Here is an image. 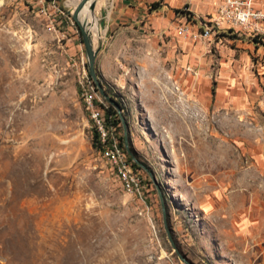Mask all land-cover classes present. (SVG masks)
<instances>
[{"label": "rangeland", "instance_id": "rangeland-1", "mask_svg": "<svg viewBox=\"0 0 264 264\" xmlns=\"http://www.w3.org/2000/svg\"><path fill=\"white\" fill-rule=\"evenodd\" d=\"M67 1L0 0V264H184L159 190L189 261L264 264V47L227 31L211 45L180 37L186 21L199 30L186 5L169 48L131 27L100 37L91 11L99 79L149 173L123 123L105 127Z\"/></svg>", "mask_w": 264, "mask_h": 264}, {"label": "crops", "instance_id": "crops-1", "mask_svg": "<svg viewBox=\"0 0 264 264\" xmlns=\"http://www.w3.org/2000/svg\"><path fill=\"white\" fill-rule=\"evenodd\" d=\"M218 1L220 0H97L98 6L95 8L98 18L93 16L94 31L98 32L100 37L105 35L103 30L113 36L115 31L131 27L136 29L146 43L160 47L165 46L166 39V46L169 48L171 43L168 38L172 32L171 23L176 19L175 9L180 11L181 5L191 8L190 11L199 18L196 26L200 29L203 21L209 22L216 15ZM154 3H159L156 10L152 8ZM67 5H70L69 0ZM256 8L264 9V0H258ZM246 37L250 40L249 36Z\"/></svg>", "mask_w": 264, "mask_h": 264}, {"label": "built area", "instance_id": "built-area-1", "mask_svg": "<svg viewBox=\"0 0 264 264\" xmlns=\"http://www.w3.org/2000/svg\"><path fill=\"white\" fill-rule=\"evenodd\" d=\"M11 2H24L32 4L42 11L45 8L61 11L60 0H7ZM258 0H221L217 8V13L209 22H203L198 31H194L193 26L189 23H183L178 27V35L180 37H189L195 41L211 45L213 39L222 31H232L236 35L249 36L251 39L259 37L264 41V9H257ZM88 104L93 108L92 99L88 100ZM93 117L100 125L102 139L107 137L104 126V119L101 112H93ZM123 178L128 181L132 179L130 167L121 171Z\"/></svg>", "mask_w": 264, "mask_h": 264}, {"label": "water", "instance_id": "water-1", "mask_svg": "<svg viewBox=\"0 0 264 264\" xmlns=\"http://www.w3.org/2000/svg\"><path fill=\"white\" fill-rule=\"evenodd\" d=\"M96 2L97 0H81V2L79 3V5L77 6V8L75 9L74 13H73V19L77 22L80 31H81V35L83 38V42L85 45V50H86V54L88 57V70H89V74L94 82V84L96 85L97 90L99 91L100 95L107 101L108 104H110L111 106H113L117 112L120 115V119L124 125L125 128V148L127 150V153L130 155V157L132 158V160L139 165L140 167L146 169L149 173L150 171L148 170V168L142 164L140 161L137 160V158L134 156L133 152L131 151L130 145H129V139H128V128L123 116V109L121 104L113 97L111 96L107 90L105 89L104 85L102 84V82L99 79L98 73H97V57H98V53H99V49H96L94 46V40H93V34L91 32V30L89 29V23L85 22V23H81L78 19L80 12L89 4V9L90 11L94 12L95 11V7H96ZM159 194L161 197V201H162V210H163V218H164V225H165V230L167 232L168 235V239L172 245V248L174 250V252L177 254L178 258L184 263V264H194L191 261H189L187 259V257L181 253V251L178 249L172 233H171V229L169 227L168 224V214H167V209L165 207V203L162 197V194L159 190Z\"/></svg>", "mask_w": 264, "mask_h": 264}, {"label": "trees", "instance_id": "trees-1", "mask_svg": "<svg viewBox=\"0 0 264 264\" xmlns=\"http://www.w3.org/2000/svg\"><path fill=\"white\" fill-rule=\"evenodd\" d=\"M152 8L154 10L158 9L159 8V3H154ZM178 12H181V11H178ZM182 12H184V11H182ZM185 15H186V13H185ZM79 30H80V28H79ZM230 32L232 33V31H229L228 33H230ZM225 36H227V35H225ZM234 38H236V37H234ZM252 41L257 46L261 45L262 47H264V41L262 39H260L259 37L252 38ZM87 68H88V66H87ZM88 72H89V70H88ZM89 77L91 79L90 74H89ZM107 92L110 94V92L108 90H107ZM118 102L121 104L122 109L124 110V106H123L122 102L121 101H118ZM105 122H106L105 123V127L108 130L110 129V127L119 128L121 123H122V121L120 119V115L117 112V110L113 106L108 104V103H107V105L105 107ZM101 139H102L101 138V134L96 132L95 135H94V139H93V146L97 150H102L103 149V147H102L103 144L101 143ZM122 143H123V141H122ZM132 165L135 168H138V169L140 168L139 165H137L136 163H133Z\"/></svg>", "mask_w": 264, "mask_h": 264}, {"label": "bare ground", "instance_id": "bare-ground-1", "mask_svg": "<svg viewBox=\"0 0 264 264\" xmlns=\"http://www.w3.org/2000/svg\"><path fill=\"white\" fill-rule=\"evenodd\" d=\"M81 0H69L70 5L78 6ZM91 17V11L89 9V4L80 12L79 14V21L81 23L89 22ZM76 22V21H75ZM77 23V22H76Z\"/></svg>", "mask_w": 264, "mask_h": 264}]
</instances>
